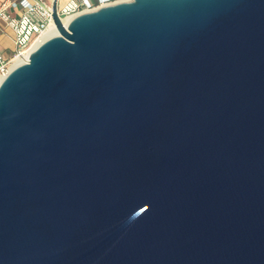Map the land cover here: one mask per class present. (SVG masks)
I'll use <instances>...</instances> for the list:
<instances>
[{"label":"water","instance_id":"1","mask_svg":"<svg viewBox=\"0 0 264 264\" xmlns=\"http://www.w3.org/2000/svg\"><path fill=\"white\" fill-rule=\"evenodd\" d=\"M0 83V264H264V0H123Z\"/></svg>","mask_w":264,"mask_h":264},{"label":"built area","instance_id":"2","mask_svg":"<svg viewBox=\"0 0 264 264\" xmlns=\"http://www.w3.org/2000/svg\"><path fill=\"white\" fill-rule=\"evenodd\" d=\"M59 8L58 14L62 12ZM51 2L47 0H0V31L10 41L11 53L0 47V77L14 68V58L21 55L43 32L50 21Z\"/></svg>","mask_w":264,"mask_h":264},{"label":"bare ground","instance_id":"3","mask_svg":"<svg viewBox=\"0 0 264 264\" xmlns=\"http://www.w3.org/2000/svg\"><path fill=\"white\" fill-rule=\"evenodd\" d=\"M118 1H123V0H116V1H113V2H118ZM113 2H108V1H103L101 4L102 5H105V4H108V3H113ZM96 7L92 8V9H95ZM92 9H86L84 11H88V10H92ZM58 10H59V7H58ZM84 11H79V12H75V13H72V14H67L65 16H60V20L61 22L65 25H67L69 23V21L77 14L81 13V12H84ZM56 33H58V29L54 23L53 20L50 21L49 25L47 26V28L41 32V34L32 42V44L26 48L25 50L22 51L21 55L14 58V62L12 64V67H15L21 63H23L30 55V53L37 47L39 46L43 41H45L46 39H48L49 37L55 35ZM2 77H0V83L2 81Z\"/></svg>","mask_w":264,"mask_h":264},{"label":"rangeland","instance_id":"4","mask_svg":"<svg viewBox=\"0 0 264 264\" xmlns=\"http://www.w3.org/2000/svg\"><path fill=\"white\" fill-rule=\"evenodd\" d=\"M47 1L51 2L52 0ZM94 1H97V4H93ZM103 1L113 2L116 0H58V7L63 10L60 15L65 16L86 9H92L100 5ZM0 47L3 49L7 48V52L11 53L9 41L5 37L0 41Z\"/></svg>","mask_w":264,"mask_h":264},{"label":"crops","instance_id":"5","mask_svg":"<svg viewBox=\"0 0 264 264\" xmlns=\"http://www.w3.org/2000/svg\"><path fill=\"white\" fill-rule=\"evenodd\" d=\"M3 37H5L9 41L8 37L5 36L4 33L0 31V41L2 40ZM9 45H10V41H9Z\"/></svg>","mask_w":264,"mask_h":264},{"label":"trees","instance_id":"6","mask_svg":"<svg viewBox=\"0 0 264 264\" xmlns=\"http://www.w3.org/2000/svg\"><path fill=\"white\" fill-rule=\"evenodd\" d=\"M93 4H97V1H94Z\"/></svg>","mask_w":264,"mask_h":264}]
</instances>
